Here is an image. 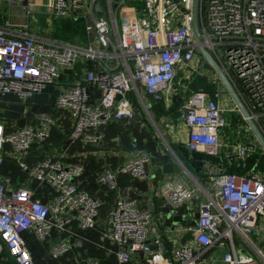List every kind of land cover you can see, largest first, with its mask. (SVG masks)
<instances>
[{
  "label": "built area",
  "instance_id": "built-area-1",
  "mask_svg": "<svg viewBox=\"0 0 264 264\" xmlns=\"http://www.w3.org/2000/svg\"><path fill=\"white\" fill-rule=\"evenodd\" d=\"M33 1L21 11L12 10L8 19L2 17V9L11 1L0 0L4 20L0 23V100L16 95L27 103L50 87H58L59 95L56 115H36L13 131H7L0 120V253L6 247L17 264H36L24 234L44 242L60 232L65 240L61 237L51 247L52 256L59 259L82 249L86 244L82 233L95 230L100 234L99 247L117 264H203L214 248L229 249L224 264H264V252L252 239L260 233L264 242L263 173L255 169L243 175L212 173L214 194L199 203L197 223L190 230L193 239L168 249L162 230L154 226V214L143 210L136 199L118 195L102 222V201L80 187L86 171L82 155L77 163L65 161L76 145L102 146L103 129L124 117L142 115L141 110L153 118L148 96L177 102L187 91L178 81L181 71L211 79L218 85L214 96L221 99L226 90L204 65L202 47L222 66L264 133V0H202L201 43L193 30L194 0H41L38 6L46 5L56 19L84 21L85 41L69 42L31 32ZM79 64L82 74L74 71ZM183 101L178 110L189 130L190 152L219 158L224 149L235 164H244L263 151L234 103L223 107L203 90ZM227 111L240 115L244 124L237 127L234 143L228 139L224 144L221 134L230 126ZM66 120L71 124L64 142L52 146L54 129ZM33 151L39 155L29 162ZM6 160L21 169L24 183L15 186L13 178L2 175ZM149 161V155L138 154L117 168L104 165L96 183L117 192L120 176L143 182L149 177ZM164 189L167 200L176 206L204 192L200 186L189 190L182 184ZM235 234L255 254L238 248ZM72 261L65 264H101L97 259L82 260L80 254Z\"/></svg>",
  "mask_w": 264,
  "mask_h": 264
},
{
  "label": "crops",
  "instance_id": "crops-1",
  "mask_svg": "<svg viewBox=\"0 0 264 264\" xmlns=\"http://www.w3.org/2000/svg\"><path fill=\"white\" fill-rule=\"evenodd\" d=\"M40 3L41 0H36V2H34L35 5L33 6V9L35 11V14L33 15V18L30 19V30L32 33L45 35L56 39L54 35L56 34L57 28L53 29L52 24L54 20L60 19L54 18L52 16V13H49V15H51L50 19L47 18L48 28H46L45 30L35 29L36 26L41 23V18L46 15H43V13H40L38 11V5ZM32 27L33 30L31 29ZM84 35L86 38V34ZM78 38H81L83 40V37L79 35L74 37L70 41H74ZM74 71L82 74V71L79 72V70H77V67ZM194 76L195 75L191 76L188 71H185L184 73L181 71L178 75V80H182L181 83L187 87L188 84L193 80ZM206 78L209 82H212L211 79H209L208 77ZM73 79H75V77L71 78V80ZM58 95L59 88L50 87L43 93L33 96L27 103L19 100L16 95L5 96L0 100V120H2V122L6 126L7 131H13L26 125L34 116L47 113L33 110V108L36 106L50 107L53 112L49 114L56 115L54 104L57 100ZM212 97L223 107H231V105L233 104V101L227 94H224L221 99L215 98L214 95ZM153 100H155L154 96H148V102L150 104L151 110H153L151 103L153 102ZM183 100L184 96L178 103H169L167 101L163 103V105L166 107V110H170L173 106L176 105V103L178 104V106L181 105L184 102ZM178 109L179 108H177L175 115H170L169 117L165 116V114L163 113L164 111L157 114H152L155 123L159 124L161 129H163L162 131L164 134H162L161 132L160 134L162 137L159 135L161 139L151 132L149 126L146 124L147 120H145V116L143 115H141L143 117V121L141 123L134 125L131 129L127 128L130 132L129 135L135 149L132 152L131 150L127 151L125 148H117L112 145V143L117 144V146L120 145L121 137L119 134L111 135L109 132L105 133V131H103L104 138L102 146L83 148L81 145H76L70 149L71 151L68 153L67 158H65V161L67 163H77L83 160L85 162L86 168L87 164L91 162V160H95L98 164L97 168L99 169V171H101L104 165H110L114 168H117L119 166H122L127 161V159L132 156L138 154L149 155L150 161L147 165L149 177L143 182L134 181L128 176H120L118 178V191L114 192L109 191L107 188H100L98 185L89 187L91 185L89 183L86 184L84 174L80 179V187L82 190L88 192L89 194L97 197L102 201L103 206L101 208L100 217L102 222L107 220L118 195H125L129 198L138 200L143 210L150 211L154 214L156 220V224L154 226L157 229L162 230L165 242L169 244V249L172 248L174 243L189 244L191 242V240L193 239V234L190 230L196 226L199 214V203L201 201H204L208 194H214V191L211 187L210 175L215 172L227 171L229 167L235 164V162H233V159L229 156L230 151L226 152L228 150L223 149L219 158H212L203 153L190 152L186 147V142L189 137V130L182 121ZM12 110H18V112L7 116L6 113L11 112ZM227 112L229 113L228 118H234L235 114L230 113L229 111ZM70 124V121L66 120L65 125L60 128L56 127L53 131L52 139L54 138L53 136L56 133L62 139V144L64 142V135L66 134V131L69 130ZM141 130H143L144 133H142L143 131ZM136 131H139V133H141L139 134V137ZM228 131V128H226L221 134V140L224 144H226L229 139ZM232 131L235 132L233 134L235 137L237 129H232ZM110 135L111 137H109ZM140 135H143L144 137L140 138ZM138 140L142 142V148H140ZM37 155H39V152L33 151L29 158V162H34ZM80 155H82L81 160L79 158ZM8 172L7 174L2 175L9 176L11 178L15 177V179H13L15 186L21 185L26 181V176L22 173L21 169L19 170L20 174H18L17 176H13L11 172ZM98 172H96V174ZM202 174L203 176H201ZM176 184H182L189 190L198 189L200 186L204 189V192L199 194V196L201 195L200 198L176 206L167 200L166 190L164 189V187H166L167 190L172 189ZM260 231L261 230L258 229V232ZM27 236L28 239L26 238ZM82 236L86 239V244L82 249H73V251L67 253L65 256L59 259H55L51 254L52 244L55 241L61 240L62 238V240H65L66 236H64V234H61L60 232H54L51 238L47 239L44 242L39 241L33 234H24L28 245L30 238L31 242H36L44 246L47 249L48 258L50 260L56 261L57 264H65L67 262L72 263L73 258L77 254H80L82 260L97 259L102 264L99 257L93 256L90 253V246H93L95 249L98 248L104 253V251L99 247V232L94 230L82 233ZM261 237L262 235L260 233H257L252 237V239L257 244L258 249L264 252V242ZM235 242L237 247L239 246L238 248H245L249 253L255 254L253 249L247 247L246 243L238 234H235ZM226 251H229V249H226ZM226 251L217 248L208 251L204 256L203 264H218L223 260L225 254L227 253ZM105 258L109 260L106 256ZM135 264H137V262H135Z\"/></svg>",
  "mask_w": 264,
  "mask_h": 264
},
{
  "label": "trees",
  "instance_id": "trees-1",
  "mask_svg": "<svg viewBox=\"0 0 264 264\" xmlns=\"http://www.w3.org/2000/svg\"><path fill=\"white\" fill-rule=\"evenodd\" d=\"M3 22H4V20L0 18V23H3ZM58 25H59V27L57 28L56 34L54 35V37L57 40L59 39L60 41L66 42V41L72 40L74 37L79 36V35L82 36L83 38H85V35H84L85 34L84 33L85 23L82 20L76 21V22L69 20V19L61 20V22ZM82 68H83L82 64L77 65V70H79V72H81ZM194 78L188 84L187 91L185 93H182L181 97L177 100V103L182 99L183 96L187 97L191 93L197 92L200 90L207 92L212 97L214 95V93L216 92V90L218 89V85L214 84L212 82H209L206 77H201V76L195 75ZM151 103H152V109H153V110H151V107H150L151 114H153V113L157 114V113L164 111L163 113L165 114V116H168V117L170 115H175L177 108H179L181 106V105L178 106V104L176 103V105H175L176 107L173 106L170 110H166L165 109L166 107L163 105V103H159L156 100H153V102H151ZM33 110L38 111V112L39 111L47 112V113L53 112L52 109L50 107H47V106H39V107L36 106L33 108ZM140 113H142L141 110H140ZM228 121L230 124V126L228 128L229 131L231 129H233V130L237 129L239 124H241V116L238 117V116L234 115V118H231ZM103 131H105V133L109 132L111 135H113V134H119L120 135V137H121L120 145L117 146V144L112 143V145H114L115 147L125 148L127 151L131 150V152L135 150L134 145L132 144V140H131L130 135H129L130 132L127 129V127L125 126V124H123L122 122L112 123V124L108 125L107 127H105L103 129ZM141 131H143V130H141ZM136 132H137V135L139 137V134H141V133H139V131H136ZM136 132H135V134H136ZM142 133H144V131ZM111 135L109 137H111ZM143 135H140V138H143L144 137ZM53 137L54 138L51 140L52 145L54 144L53 146H59L61 144L62 139L56 133ZM55 137H56V139H55ZM138 143L140 144V148H142V146H141L142 142L138 140ZM193 153H197V152H193ZM97 165L98 164L95 160H91V162H89L87 164L86 173H85L84 177H85L86 184L89 183L91 185L89 187H93L94 185H97L96 184V175H95L96 172L99 171V169L97 168ZM254 169L256 171L264 174V151H262V150H260L258 153H255V154L249 156L244 164L232 165L231 167H229L227 169L226 173L243 175V174H247V173L251 172ZM19 170H20L19 167L15 163H13L10 160H6L4 166L1 169V173L7 174V172L10 171L13 176H17L18 174H20ZM10 172H8V173H10ZM201 176H203V174ZM201 176H200V178H201ZM13 179H15V177H13ZM203 183H205V182H203ZM26 238L28 239V236ZM165 244L169 249V244H167L166 242H165ZM29 247L32 251L33 258L37 264H47V263L48 264H57L56 261L50 260L48 258L47 249L44 246H42L36 242H31L30 238H29ZM90 250H91L90 251L91 255L99 257L101 259L102 264H117L113 257L111 259L107 260L105 258V254L102 251H100L98 248L95 249L93 246H90ZM47 260H49V261H47ZM0 264H17L16 261L11 256L9 250L6 247H3V250L0 253Z\"/></svg>",
  "mask_w": 264,
  "mask_h": 264
},
{
  "label": "water",
  "instance_id": "water-1",
  "mask_svg": "<svg viewBox=\"0 0 264 264\" xmlns=\"http://www.w3.org/2000/svg\"><path fill=\"white\" fill-rule=\"evenodd\" d=\"M10 1H11V5L14 7H27L29 5V0H10ZM201 5H202V0H194L193 2V30H194L196 41L198 43L202 42V36H201V31H200ZM98 10L99 12H103L101 3H99L98 5ZM200 51L204 58V61H203L204 65L208 67L209 69H211L216 74L221 84L224 86L227 95H229L233 103L239 109L240 114L245 119L247 125L250 128V131L254 134V136L256 137L257 141L259 142L260 146L262 147L264 151V133L260 129L257 122L254 120V118H252L248 108L244 104L234 84L232 83V81L230 80L226 72L223 70L219 62L214 58L212 53L208 51V49H206L205 47H202ZM154 99L159 103H165V99L161 95H155ZM176 99H177V96L174 98V100ZM147 111L149 112V110ZM149 118L153 124H156L155 120L151 116ZM142 121H143V117L137 112H135L133 118L124 117L121 120V122L124 123L128 129H131L134 125L141 123Z\"/></svg>",
  "mask_w": 264,
  "mask_h": 264
},
{
  "label": "rangeland",
  "instance_id": "rangeland-1",
  "mask_svg": "<svg viewBox=\"0 0 264 264\" xmlns=\"http://www.w3.org/2000/svg\"><path fill=\"white\" fill-rule=\"evenodd\" d=\"M12 10H14V11H21V9L20 8H12V6L9 4H6L5 5V7L2 9V17H5V18H11V16H12ZM38 11L40 12V13H43V15L44 14H46L43 18H41V23L40 24H36L35 26H36V28L35 29H38V30H45L46 28H48V26H47V24H48V20H47V18H49L50 19V17H51V15H49V13H50V11H49V8L46 6V5H44V6H39L38 7ZM40 17V16H39ZM61 20H63V19H60V20H54V22H53V24H52V27H53V29L54 28H58L59 27V23L61 22ZM50 22V21H49ZM32 30H33V27L31 28ZM85 39L86 38H83V40L85 41ZM204 71L208 74V75H211L212 73L210 72V70L209 69H207L206 67H204ZM195 75H198V74H195ZM198 76H200V75H198ZM178 81H182V80H178ZM54 95V94H53ZM46 97V96H45ZM45 97H44V99H45ZM51 99H52V97H51ZM15 112H18V110H12L11 112H7L6 113V115L7 116H9V115H12L13 113H15ZM228 112H226L225 113V116H226V118L228 119ZM143 115L145 116V120H147L146 122H147V125L149 126V129L151 130V132L152 133H154L155 134V136H158L159 138H160V136H161V132H162V134H164L163 133V129H161V127L159 126V124H153L152 122H151V120H150V118L148 119V117L146 116V114L143 112ZM240 115H238V117H239ZM231 118L229 117V119L228 120H230ZM241 123H243L244 124V121L242 120V117H241ZM158 126V127H157ZM158 131V133H157V131ZM161 130V131H160ZM234 130H236V129H234ZM238 130V129H237ZM232 133V134H231ZM235 132L234 131H232V129L229 131V141L230 142H232V143H234V141H235V139H234V134ZM160 135V136H159ZM252 135H253V137H255L254 136V134L252 133ZM154 136V137H155ZM162 137V136H161ZM161 139V138H160ZM239 245V244H238ZM239 247V246H238ZM226 251V250H225ZM221 261V260H220ZM218 264H224V262L223 261H221V262H219Z\"/></svg>",
  "mask_w": 264,
  "mask_h": 264
}]
</instances>
